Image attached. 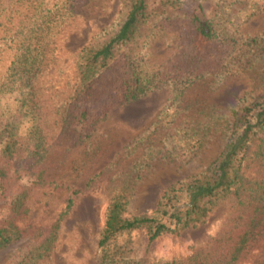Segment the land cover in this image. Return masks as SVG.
I'll use <instances>...</instances> for the list:
<instances>
[{
	"label": "rangeland",
	"instance_id": "obj_1",
	"mask_svg": "<svg viewBox=\"0 0 264 264\" xmlns=\"http://www.w3.org/2000/svg\"><path fill=\"white\" fill-rule=\"evenodd\" d=\"M132 2L0 0V264H264V124L200 221L99 245L116 197L152 217L264 102V0H148L134 38L90 66Z\"/></svg>",
	"mask_w": 264,
	"mask_h": 264
},
{
	"label": "trees",
	"instance_id": "obj_2",
	"mask_svg": "<svg viewBox=\"0 0 264 264\" xmlns=\"http://www.w3.org/2000/svg\"><path fill=\"white\" fill-rule=\"evenodd\" d=\"M149 15L148 0H133L130 11L116 35L94 52L89 59V65L103 68L118 49L134 38L137 30L145 23ZM193 22L202 38L206 40L212 38L211 28L205 21L194 16ZM140 93L143 91L129 92L128 98L136 100ZM257 106L258 110L249 120L241 115L233 120V136L214 167L167 189L157 202L152 217H124L128 200L121 196L116 197L108 207L99 245L104 246L115 235L138 228H146L149 232V240L153 241L160 235L172 231L170 228L172 224L177 228H186L204 218L207 211L203 207V202L213 197L218 191L229 190L234 185L236 175L233 164L235 159L247 145L254 130L264 124V102ZM6 242V239L1 238L0 246Z\"/></svg>",
	"mask_w": 264,
	"mask_h": 264
}]
</instances>
